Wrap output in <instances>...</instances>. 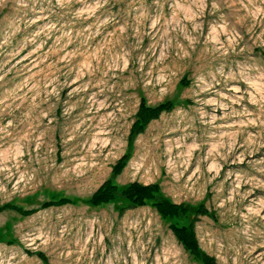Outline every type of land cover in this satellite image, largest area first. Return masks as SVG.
I'll use <instances>...</instances> for the list:
<instances>
[{"label": "rangeland", "instance_id": "obj_1", "mask_svg": "<svg viewBox=\"0 0 264 264\" xmlns=\"http://www.w3.org/2000/svg\"><path fill=\"white\" fill-rule=\"evenodd\" d=\"M141 101L170 106L129 139ZM106 179L264 264V0H0V207L35 210H0V264H202L170 229L193 213L85 202Z\"/></svg>", "mask_w": 264, "mask_h": 264}, {"label": "trees", "instance_id": "obj_2", "mask_svg": "<svg viewBox=\"0 0 264 264\" xmlns=\"http://www.w3.org/2000/svg\"><path fill=\"white\" fill-rule=\"evenodd\" d=\"M170 103L165 102L157 106H147L140 102L139 107L136 112L135 120L132 122V126L129 133V139H132L135 134L140 132L147 121L154 119L158 116L161 110L169 108ZM125 156H122L113 167V174H117L123 165V160ZM159 187L155 183L151 184H141L138 182H131L128 185L117 188V186L111 182L110 179H106L96 190L91 194V196L85 200L92 206H98L103 203H107L114 199L127 200L131 205L137 206L144 204L147 200H153V205L158 212L163 217L168 218H182L188 213H193L192 220L186 225H175L171 224L170 229L174 234V237L182 244L184 249H186L193 258L200 261L202 264H218L214 261L212 256H209L201 249L196 237L194 236L193 230V220L198 215H205L208 213L207 208L200 204L195 209L185 206L182 203H175L169 199L158 195ZM72 200L66 197H59L57 199H51L41 203V207L57 206L66 203H71ZM11 208L22 215H28L34 212V209H22L15 205L4 204L0 207L1 209ZM39 255V254H38Z\"/></svg>", "mask_w": 264, "mask_h": 264}]
</instances>
